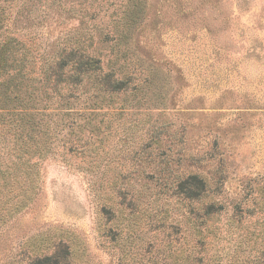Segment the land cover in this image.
I'll list each match as a JSON object with an SVG mask.
<instances>
[{"label":"rangeland","instance_id":"rangeland-1","mask_svg":"<svg viewBox=\"0 0 264 264\" xmlns=\"http://www.w3.org/2000/svg\"><path fill=\"white\" fill-rule=\"evenodd\" d=\"M97 31L127 88L52 138L38 180L0 181L24 204L0 264H264V0H0L30 59Z\"/></svg>","mask_w":264,"mask_h":264},{"label":"trees","instance_id":"trees-1","mask_svg":"<svg viewBox=\"0 0 264 264\" xmlns=\"http://www.w3.org/2000/svg\"><path fill=\"white\" fill-rule=\"evenodd\" d=\"M97 35L98 44L94 46H84L77 40L56 43L48 55L37 59L20 54L19 43L13 38L0 42V181H16L18 173L31 182L38 180L52 138L64 132L73 136L76 129L82 133L84 124L91 123L95 107L100 106L96 105L98 97L106 100V96L127 88L121 71L109 60V34L97 31ZM49 104L55 105L56 114L51 113ZM88 144L82 150L90 148ZM179 186L189 190L191 199L198 198L205 189L197 175ZM10 192L0 182V194ZM22 206L23 202L0 201V225ZM27 264L60 263L56 256L44 255Z\"/></svg>","mask_w":264,"mask_h":264}]
</instances>
